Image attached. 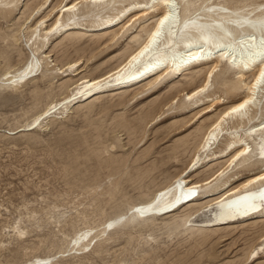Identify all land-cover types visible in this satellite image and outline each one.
Segmentation results:
<instances>
[{
	"label": "rangeland",
	"instance_id": "obj_1",
	"mask_svg": "<svg viewBox=\"0 0 264 264\" xmlns=\"http://www.w3.org/2000/svg\"><path fill=\"white\" fill-rule=\"evenodd\" d=\"M20 1L17 9H12L11 13L0 14V79L6 68L11 67V70H17L33 58L29 48L30 43H26L30 30L43 16V11L38 15L34 13L33 20L31 18L27 20V17L30 10L35 8L41 0ZM53 1L54 4L60 0ZM128 1L133 0H119L115 8L127 4ZM219 1L221 0H217ZM176 2L181 12V19L187 18L200 6L207 5L204 0H176ZM222 3L233 7L264 3V0H222ZM85 11L82 9L81 13ZM107 12L109 14L104 15ZM104 13L99 17L84 13L71 22L78 20L90 26L96 22L101 23L102 17L112 16L116 14V11H111L110 7ZM50 23L47 24L50 25ZM138 26L139 24L135 25L122 37L120 35L118 41L113 42L103 54L101 52L106 47L97 48L91 42V39H95L96 35H103L102 33H93V35L88 33L84 38L82 37L84 40L81 38L83 41L81 40L80 43L67 40L68 36L79 34L77 32H54L53 36L49 35L44 40L45 47L36 53V57L42 59L45 77H39L10 96L0 95V264H27L37 259L46 260L45 264H119V262L126 264H250L253 256L246 262L244 260L246 247L250 243L254 246L262 245L257 248L261 257L258 262L264 264L262 250L264 243L260 242L257 234L262 224L250 226L251 223L260 219L247 223L246 226L249 229L239 227L237 232L234 231L235 233L228 232L230 229H222L223 231L219 230L215 236L214 234L212 236L211 230L215 228L210 230L202 228L200 232H196L198 235L195 233L192 236L190 233L170 234L163 224L171 223L170 220L172 221L173 218L181 217L183 215L181 208L186 204L177 208L181 211L175 213L176 216H173L175 214L164 216V218L158 216L144 224L141 220L127 215L128 219L126 216L133 205L151 200L167 182L173 181L172 179L169 181L170 178L178 176V172L181 173L178 177L191 176V179L195 181L208 177L211 170L218 168L214 163L212 166L205 156L222 151L225 148L226 137L211 148L212 152L200 153L204 160L201 168H193L192 154L195 144L199 141L198 129L203 126L202 124H208L216 112L229 101L244 96L243 86L238 83L233 70L228 69L225 64H221L213 79L210 89L212 97L209 100L204 98L198 108L184 96L198 86L197 78L194 84L187 85L184 78L168 79L166 77L163 82L155 84L144 92L139 91L140 94L133 100L127 98L124 106H116L117 93L107 91L96 95L100 97L98 100H95L97 98L95 96L90 100L71 105L63 118L61 115L52 117L43 124V129L10 135L11 130L30 124L35 113L43 110L51 99L62 98L66 93L65 85L75 83L83 76L97 77L115 67L121 61L120 57L137 45L131 41V38L136 34L144 37L143 33H139ZM99 53L101 54L98 57L90 58ZM85 58H89L88 63L85 62ZM76 59H80L81 64L78 66L82 70L81 74L78 76H69L70 72L58 74L56 68L73 63ZM246 77L249 79V76ZM35 85H38L41 90L37 99L31 95ZM232 86H237L235 92L229 90ZM72 87L74 84L70 89ZM135 87L122 89L119 92ZM183 88L186 90L179 94L180 102L176 104L178 100L176 98L169 104L173 97L172 89ZM113 97L115 98L110 101ZM218 97L221 98L222 106L202 111L211 104L212 99ZM199 110H201L200 113ZM248 118L249 121L242 128L257 124L264 119V91L257 99V109L249 111ZM229 126H232L231 122ZM249 143L253 149L250 158L233 171H230V167L219 178L218 184H221L228 175L233 177L227 184L233 183L234 186L243 181L252 169L257 171L264 168L263 163L259 162L254 154V142L249 141ZM181 170L184 171L181 172ZM214 185L215 183L211 186ZM211 186L198 190L203 192L202 195H206V191ZM226 187V185L222 186L223 189ZM204 201L206 202L205 198H198L197 204ZM214 209V206L204 207L197 218L192 219L194 231L213 220ZM121 214L124 219L127 218V225L124 226L125 228L118 229L122 231L117 230L111 234V242L102 243L96 255L79 258L69 255V242L76 233L85 227L98 228L100 223L116 219ZM130 222H132L131 225ZM127 229L129 230L126 231ZM16 233L21 236L19 237ZM202 235L210 237L204 241ZM149 240L150 243H148ZM103 246L108 247L105 249Z\"/></svg>",
	"mask_w": 264,
	"mask_h": 264
},
{
	"label": "bare ground",
	"instance_id": "obj_2",
	"mask_svg": "<svg viewBox=\"0 0 264 264\" xmlns=\"http://www.w3.org/2000/svg\"><path fill=\"white\" fill-rule=\"evenodd\" d=\"M19 1L20 0H0V14L11 13L13 11L12 9H17ZM53 2V0H41L35 8L32 7L33 9L30 10L27 20L30 18L33 20L35 17L34 13L38 15V13L43 11V16L38 19L36 25L33 26L32 29L30 28V35L26 43H30L29 48L32 52L33 58L30 61L28 60V63L24 67L17 70H11V67L6 68V71L2 74V78L0 79V95L7 94V96H10V94H15L22 88L33 83L39 77H45L42 70V59L36 57V53L45 47L44 40L47 39L49 35L53 36L54 32H77L80 34L70 35L69 33L70 36L67 38L68 42H80L88 33L92 35L93 33H102L103 35H96L97 37L95 39H91V42L97 48H100L101 46L106 47L101 52L102 54L109 49L113 42L118 41L120 35L122 37L124 33H128L131 28L135 27L137 24H139L138 29L140 28L139 33H143L144 37L142 38V36L136 34V36L131 38V41L137 43V45L134 49L126 51V53L120 57L121 61L115 67L97 77L90 78L89 76H83L75 83H69L65 86L63 85L66 93L63 94L64 96L62 98L51 99L46 103L43 110L35 113L30 124L27 126H19L16 129L11 130L12 132H10V135L43 129V124L49 121L52 117L61 115L63 118V116L69 111L71 105L79 104L81 101L90 100L96 95H101L107 91L115 94L117 93L116 106H124L127 103V98H130L128 100H133L138 94L144 92L146 89L153 87L157 83L163 82L166 77L168 79L179 77L184 78L187 82L185 84L187 85L194 84V81L197 78L199 83L198 86L185 93L184 96L193 106H197L198 108L199 103L203 101L204 98L209 100L210 97H212L210 89L213 79L216 77L217 70L221 67V64H225L228 69L233 70L238 83L243 86L245 91L244 96L242 95L243 97L241 98H234L229 101L222 109L216 112L211 121L209 119L207 120L208 122L210 121L208 124H202L203 126L198 129L199 141L195 144L194 153L192 154V162L194 161L193 168H201L204 160L201 158L200 153L202 152V154H204L207 151L210 153L211 148L214 145H217L222 138L226 137L225 148L222 151L212 153L211 155H204L206 159H209L208 162L210 164L214 163L218 168L216 170L210 169L211 172L208 177L202 180L197 179L196 177L197 180L195 181H193L194 179H191V176L178 177L180 176L179 174H181L178 172V176L169 179V181L172 179V182H167L168 184L166 183L161 190L158 189L159 191H157V193L154 192V194H156L151 200L148 198L149 201L147 202L133 205L129 210L130 212H127L126 216L129 215L130 218L139 221L141 220L144 224L145 222H149L155 217H158L153 214L154 211L163 210L165 207L173 203L174 199H176L175 196L177 193H179V196L175 201L179 200L181 194L180 188L183 183H187L186 186L189 187L190 193L195 192L198 189L202 190L215 183L214 186H211L209 190L206 191V195H201L200 198H205V203L200 202L197 204V199H193L190 202L185 203L186 205L182 204L181 206L184 205L181 208L183 215L177 219L173 218L172 221L170 220L171 223H163L168 229V233L172 234L178 232L183 233L184 235L190 233V235L193 236L196 232H200L202 228H209V230L210 228H215L214 230H211V235L213 236L214 234L215 236L219 230L230 229L228 232H237L236 230L239 227L242 229H245V227L248 228V226H246L247 223L260 219L253 223L250 222V226L255 227L262 224V227L257 234L260 242L264 243V207L262 206V203L264 202V182L259 181L264 178V168L257 171H254L256 169H252L243 181L234 186L233 183L227 184L233 177L228 175H226L221 184L217 183L219 178L230 167V171H233L250 158L253 149L251 148L249 141L254 142V154L256 155V159L259 162H262L264 166V119L257 124L242 128L243 125L249 121V111L257 109V99L264 91V81L260 80V73L261 71H264V3H251L243 6L229 7L223 4L222 0L219 2H217V0H204V3L207 2L205 7L200 6L193 13L189 14L187 18L181 19V12L179 11L176 0H168V3H165V0H133L131 2L128 1L127 4L120 6L119 8H115L116 3H118L119 0H60L54 4ZM110 7L111 11H116V14L102 17L101 23L96 22L89 26L78 20L71 22V20L77 19L79 15L84 13L93 14L95 17H99ZM82 9H85L86 11L81 13ZM27 10L29 11V8ZM45 11L47 12L45 13ZM170 13H172L170 19L161 25L163 17ZM105 14L107 15L109 13L107 12L104 13V15ZM65 19L67 20L65 21ZM47 23H50V25ZM141 24L143 25L141 26ZM41 32L43 34H41ZM101 53L96 56H90V58H96ZM82 58L84 59V57ZM80 59H76L73 63L71 62L56 68L58 74L63 75L66 74V72H70L69 76H78L81 74L82 70L78 66L81 64ZM88 61L89 58L85 60L87 63ZM192 73L193 75H191ZM246 76H249V79H246ZM47 81L49 83L51 82V80ZM73 84L74 87L70 89ZM137 85L141 86L135 87ZM130 87L135 88L119 92L122 89H130ZM184 88L181 90L172 89L173 97L169 104L176 98L178 99L176 104L180 102L181 99L178 96L186 90ZM229 90L235 92L237 86H232ZM40 92L41 90L38 85H35L31 95L34 99H37ZM99 98L100 97H97L95 100H98ZM114 98L115 97L111 98L110 101ZM170 98L171 97H169V99ZM220 100V97L212 99L210 102L211 104L202 109V111H207L212 107L222 106ZM107 103H109V101ZM241 105H243V107H241ZM186 107L187 106H185V108ZM233 109H237V111L234 112ZM198 112L200 113L201 110ZM230 122L232 123V126H229ZM214 164H212V166H214ZM183 171L181 170V172ZM235 180L237 181V179ZM224 185L227 187L223 189L222 186ZM212 206L215 207L213 220L206 222L204 226H200L199 229L197 228V230L194 231L195 227L192 224V219H196L198 213L204 207ZM181 209L179 210L181 211ZM179 210L176 209L164 213L163 216L160 215V217L164 218V216L175 214L177 212L179 213ZM122 215L123 214L119 217L117 216L116 219L113 218V220L106 221L103 224L100 223L101 225L98 228L85 227L76 233L69 242V252L67 251L70 253L69 255H74V258L96 255L97 249L100 246L102 247V243L108 244L111 242V234L117 232L119 228L127 225L128 220L126 221V219L128 216L124 219V216ZM173 216H176V214ZM132 222H130V225ZM139 223L140 222H138V224ZM142 227H144V225ZM166 228L164 230H166ZM128 230L129 229L126 231ZM197 233L196 235H198ZM18 236L20 237L21 235ZM202 236L204 241L210 237L208 235ZM152 241H154V239ZM148 243H150V240ZM261 246V244L254 246L253 243H250V245L246 247L245 262L253 256V260L250 264H261L258 262L261 257L259 256L257 249ZM105 247L103 246V248ZM121 248L123 249V247ZM131 249H133V247ZM262 250L264 251V248ZM142 252L144 253V251ZM118 253L121 254V252ZM115 257L118 258L117 256ZM142 257L143 256H141V259H143ZM240 261L238 263H240ZM45 262L46 260L37 259L34 262L29 261V263H26L45 264ZM116 262L118 263V261ZM119 264L126 263L119 262Z\"/></svg>",
	"mask_w": 264,
	"mask_h": 264
},
{
	"label": "snow or ice",
	"instance_id": "obj_3",
	"mask_svg": "<svg viewBox=\"0 0 264 264\" xmlns=\"http://www.w3.org/2000/svg\"><path fill=\"white\" fill-rule=\"evenodd\" d=\"M165 3H168V0H165ZM172 13H170L169 15H165L163 17V19L161 20V25H163L165 23V21H168L171 17ZM260 80L264 81V71H261L260 73ZM241 107H243V105H241ZM233 111H237V109H233Z\"/></svg>",
	"mask_w": 264,
	"mask_h": 264
}]
</instances>
